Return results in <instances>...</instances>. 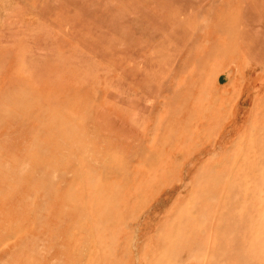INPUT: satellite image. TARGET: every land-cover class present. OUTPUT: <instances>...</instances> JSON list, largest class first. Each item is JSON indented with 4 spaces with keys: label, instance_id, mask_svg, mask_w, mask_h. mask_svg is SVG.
I'll return each instance as SVG.
<instances>
[{
    "label": "rangeland",
    "instance_id": "rangeland-1",
    "mask_svg": "<svg viewBox=\"0 0 264 264\" xmlns=\"http://www.w3.org/2000/svg\"><path fill=\"white\" fill-rule=\"evenodd\" d=\"M0 264H264V0H0Z\"/></svg>",
    "mask_w": 264,
    "mask_h": 264
}]
</instances>
